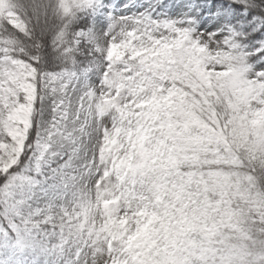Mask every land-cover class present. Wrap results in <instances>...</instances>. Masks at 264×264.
<instances>
[{"label":"snow or ice","instance_id":"6c2138e0","mask_svg":"<svg viewBox=\"0 0 264 264\" xmlns=\"http://www.w3.org/2000/svg\"><path fill=\"white\" fill-rule=\"evenodd\" d=\"M0 264H264V0H0Z\"/></svg>","mask_w":264,"mask_h":264}]
</instances>
